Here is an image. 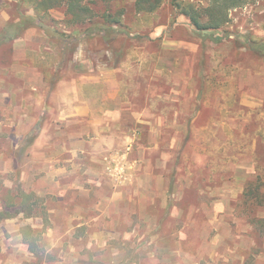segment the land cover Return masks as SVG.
<instances>
[{
	"label": "rangeland",
	"instance_id": "1",
	"mask_svg": "<svg viewBox=\"0 0 264 264\" xmlns=\"http://www.w3.org/2000/svg\"><path fill=\"white\" fill-rule=\"evenodd\" d=\"M0 1V264H264V0Z\"/></svg>",
	"mask_w": 264,
	"mask_h": 264
},
{
	"label": "trees",
	"instance_id": "2",
	"mask_svg": "<svg viewBox=\"0 0 264 264\" xmlns=\"http://www.w3.org/2000/svg\"><path fill=\"white\" fill-rule=\"evenodd\" d=\"M66 4V11L70 14L72 21H79L83 19L82 15L87 14L89 9L86 5L81 4V0H63ZM24 2L32 3L34 5V10L37 16H41V11L46 13V10L51 7L57 6L58 0H24ZM247 0H209L208 5L202 9H197L190 3H180L178 0H173V4L179 13L186 15L192 24V26L200 31L207 32L208 30L218 29L224 26L228 21L229 11L232 8L243 5ZM1 4V1H0ZM162 4V0H135L134 7L138 12H153L157 10ZM1 6V5H0ZM82 17V18H81ZM116 20V19H115ZM117 22V21H115ZM2 38L0 39V44L2 43ZM251 193V192H250ZM20 200L18 204L23 211L25 217H33L40 215L43 218L44 228L49 224V219L47 214L43 211H36L33 209V204L25 206L27 202L32 197V194L22 193L20 195ZM37 202L36 200L34 203ZM29 204V203H28ZM19 211L13 213L9 211H4L0 214V219L11 218L15 216ZM28 230L29 228H24Z\"/></svg>",
	"mask_w": 264,
	"mask_h": 264
},
{
	"label": "crops",
	"instance_id": "3",
	"mask_svg": "<svg viewBox=\"0 0 264 264\" xmlns=\"http://www.w3.org/2000/svg\"><path fill=\"white\" fill-rule=\"evenodd\" d=\"M133 5H134V2H133ZM85 77H87V76H85ZM88 80L95 81L96 79H94L93 77H90ZM70 107H69L70 108L69 109L70 110L69 115L71 117L85 116V115L88 114V108L87 107H80V106L79 107H76V105H71Z\"/></svg>",
	"mask_w": 264,
	"mask_h": 264
}]
</instances>
